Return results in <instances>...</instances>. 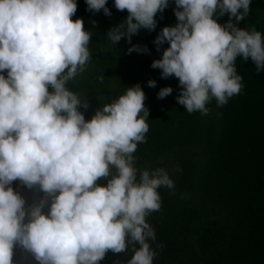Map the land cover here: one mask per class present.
Wrapping results in <instances>:
<instances>
[{
	"label": "clouds",
	"instance_id": "9594fccd",
	"mask_svg": "<svg viewBox=\"0 0 264 264\" xmlns=\"http://www.w3.org/2000/svg\"><path fill=\"white\" fill-rule=\"evenodd\" d=\"M85 3L111 15L106 0ZM168 4L114 0L127 15L106 35L114 45L130 41L141 28L154 29L155 14ZM174 5L176 22L153 41L158 51L168 46L151 67L178 78L176 100L185 111L207 114L211 100L219 107L240 92L237 57L264 71V34L239 26L250 0ZM76 8V0H0V264H14V247L37 264H99L126 249L130 258L112 264H153L155 229L146 217L161 206L158 189L174 191V182L163 167L135 166L133 153L148 130L138 83L88 119L81 111L87 99L66 87L90 59L91 32L82 18L73 19ZM134 50L147 47L130 44L126 51ZM171 92L164 86L157 96ZM13 181L39 195L26 201Z\"/></svg>",
	"mask_w": 264,
	"mask_h": 264
},
{
	"label": "trees",
	"instance_id": "16d2710c",
	"mask_svg": "<svg viewBox=\"0 0 264 264\" xmlns=\"http://www.w3.org/2000/svg\"><path fill=\"white\" fill-rule=\"evenodd\" d=\"M76 4L73 19L82 18L91 32L90 59L66 87L87 99L88 108L81 111L88 119L96 107L138 83L145 93L148 130L133 153L135 166L163 167L174 182V191L158 189L161 206L146 217L155 229L156 239L150 242L156 252L153 264H264V71L257 72L250 59L237 57L240 92L219 107L211 100L207 114L188 113L176 100L182 87L178 78H163L159 68L151 67L168 46L165 41L158 51L153 41L163 26L176 22L174 0L155 14L154 29L141 28L130 41L122 37L115 45L106 33L127 10H117L114 0H106L111 15L88 10L85 0ZM239 26H255L264 34V0H250ZM130 44L146 46L147 52L128 53ZM149 79L156 81L154 87L148 86ZM164 86L172 92L158 98ZM12 186L28 202L39 195L18 181ZM20 251L14 248L13 254L23 253L28 264H37ZM130 255L127 249L109 252L99 264L122 262Z\"/></svg>",
	"mask_w": 264,
	"mask_h": 264
},
{
	"label": "flooded vegetation",
	"instance_id": "af4514ba",
	"mask_svg": "<svg viewBox=\"0 0 264 264\" xmlns=\"http://www.w3.org/2000/svg\"><path fill=\"white\" fill-rule=\"evenodd\" d=\"M12 259H13V261L20 259V260H22L23 264L29 263L27 260V257H25V255L23 253H19V254L14 253ZM22 263H20V264H22Z\"/></svg>",
	"mask_w": 264,
	"mask_h": 264
},
{
	"label": "rangeland",
	"instance_id": "374dc122",
	"mask_svg": "<svg viewBox=\"0 0 264 264\" xmlns=\"http://www.w3.org/2000/svg\"><path fill=\"white\" fill-rule=\"evenodd\" d=\"M14 248H16L18 252H21L19 247H14ZM18 249H19V250H18Z\"/></svg>",
	"mask_w": 264,
	"mask_h": 264
}]
</instances>
